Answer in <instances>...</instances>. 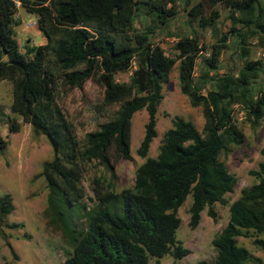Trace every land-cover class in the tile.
I'll list each match as a JSON object with an SVG mask.
<instances>
[{
	"label": "trees",
	"instance_id": "16d2710c",
	"mask_svg": "<svg viewBox=\"0 0 264 264\" xmlns=\"http://www.w3.org/2000/svg\"><path fill=\"white\" fill-rule=\"evenodd\" d=\"M16 2L35 14L43 44H29L27 39L20 50L12 31ZM176 4L177 0H0V81L11 84L9 110L42 134L52 150L39 174L48 190L47 209L62 222L59 203L67 208L78 203L83 211L84 229L67 228L71 251L58 264H148V256L164 254L180 259L189 251L174 235L179 224L176 210L185 197L191 198L187 223L194 228L204 207L215 221L213 204H224L225 193L232 191L236 178L218 154L226 144L242 142L237 111L251 128L264 116V0H182L186 15L209 29L215 40L205 47L197 36L183 35L173 42L174 54L169 56L149 36L174 17ZM216 4L229 11L228 31L220 36L215 30ZM141 16L149 25L138 30L133 22ZM228 36L235 40L242 62L235 72L217 73ZM251 40L261 57H249ZM202 50L207 55L195 76ZM175 61L179 91L191 107H200L202 128L198 131L189 120L175 116L156 156L146 157L156 134L160 83L168 79ZM126 70L127 81L114 79L116 72ZM88 79L101 88L102 104L118 106L79 138L60 105V91L81 88ZM141 109L147 118L136 153L145 159L135 169L133 190L116 192L111 183L104 185L93 176L95 205L87 208L80 202L85 165L95 160L112 176L115 160L130 157V119ZM11 123L9 130L16 131ZM3 146L0 138V149ZM259 153L264 157V144ZM249 173L256 182L242 188L229 204L227 222L211 239L213 260L195 264H264L236 243L238 236L264 232V159ZM10 210L9 196L0 197V218ZM253 243L264 249L260 238L254 237Z\"/></svg>",
	"mask_w": 264,
	"mask_h": 264
},
{
	"label": "rangeland",
	"instance_id": "374dc122",
	"mask_svg": "<svg viewBox=\"0 0 264 264\" xmlns=\"http://www.w3.org/2000/svg\"><path fill=\"white\" fill-rule=\"evenodd\" d=\"M197 0H191V3ZM17 10L15 20L17 24L12 26L14 38L20 50L29 40V44L39 45L45 42L43 34L36 26V16L25 10L16 2ZM218 11L216 20V34L220 36L228 31V8L222 4H216ZM149 25L146 17L141 16L134 20L133 26L142 30ZM197 36L198 41L205 47L214 42L215 38L209 29H202L196 20L189 18L182 4L177 0L176 14L168 20L162 28H156L150 34L149 39L159 44L165 54L173 56V42L183 36ZM228 46L220 55L217 73L228 70L235 72L242 59L239 57V49L235 40L228 36ZM254 40L248 45L250 58L261 57V49L256 46ZM207 55L202 50L196 59L194 75L200 71L201 59ZM177 63L175 61L168 74V79L160 83L161 99L156 107L155 131L146 157H155L163 133L171 126V119L175 116L189 120L200 131L202 128V116L200 107H191L187 97L179 91L177 77ZM213 71L210 70V74ZM130 70L118 71L114 74L116 81H127ZM264 78V71L261 73ZM261 81V79H259ZM260 83V82H259ZM60 105L68 121L72 124L75 134L82 138L83 135L94 129L98 122L108 119L118 104L104 105L101 103V88L91 80H86L81 88H74L67 92L60 91ZM11 102V84L9 81H0V138L4 146L0 149V197L8 195L11 210L0 218V264H58L70 253L71 244L68 230L84 229L85 221L83 211L78 203H73L70 208L61 203L57 205L62 212L63 222L56 219L47 209V187L40 174L42 164L52 158V150L42 134L33 132L31 126L9 110ZM147 114L144 109L133 113L129 124V155L128 159L118 158L114 162L113 175L104 166L95 160L85 165L80 185L84 189V195L80 202L87 208L95 205L91 200V179L98 176L102 183L112 184L114 191L122 189L133 190L134 173L137 166L145 158L136 153V148L142 138L144 123ZM235 119L242 129L243 139L238 145L228 143L218 154V160L222 162L226 170L231 173L236 182L231 192L225 193L224 204L214 203L216 219L212 220L206 213V207L200 212V218L194 228L188 226V206L191 198L188 194L176 210L179 224L175 229V239L189 251L180 259H175L169 254L160 258L148 256V264H195L198 260L210 262L215 251L211 245V239L225 225L228 219V206L239 196L240 190L256 182V177L249 173L256 170L258 163L264 159L259 149L264 144V116L258 125L251 128L245 121L242 113L237 111ZM14 122L16 131H10L9 126ZM90 198V199H89ZM257 237L264 241V232L236 237V243L244 246L253 256L264 261V249L253 243ZM245 264H257L249 261Z\"/></svg>",
	"mask_w": 264,
	"mask_h": 264
}]
</instances>
